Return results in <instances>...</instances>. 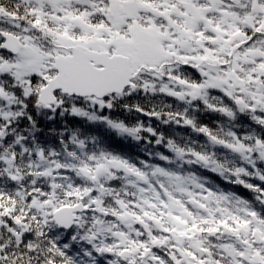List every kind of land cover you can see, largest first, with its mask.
<instances>
[{
    "label": "snow or ice",
    "instance_id": "snow-or-ice-1",
    "mask_svg": "<svg viewBox=\"0 0 264 264\" xmlns=\"http://www.w3.org/2000/svg\"><path fill=\"white\" fill-rule=\"evenodd\" d=\"M0 264H264V0H0Z\"/></svg>",
    "mask_w": 264,
    "mask_h": 264
},
{
    "label": "trees",
    "instance_id": "trees-1",
    "mask_svg": "<svg viewBox=\"0 0 264 264\" xmlns=\"http://www.w3.org/2000/svg\"><path fill=\"white\" fill-rule=\"evenodd\" d=\"M117 115L121 119L127 118V120L129 122H133V123L137 120L143 121L145 124H147L149 122L148 117L143 116L141 114H137V113L129 114V113L118 112ZM201 119L203 120V122L209 123V124H211L212 120H213V118L211 116H202ZM152 123L154 126L157 124V122L154 119L152 120ZM177 131L181 135H184L186 133L190 134V130L178 129ZM120 145L121 146H120L119 150L126 152L129 155H132V156L142 155L141 149H140L141 145H138L137 142H135V141L125 140V141L120 142ZM210 176H212V175L210 174ZM220 183L224 188L227 187V184H225L224 182H220Z\"/></svg>",
    "mask_w": 264,
    "mask_h": 264
},
{
    "label": "rangeland",
    "instance_id": "rangeland-1",
    "mask_svg": "<svg viewBox=\"0 0 264 264\" xmlns=\"http://www.w3.org/2000/svg\"><path fill=\"white\" fill-rule=\"evenodd\" d=\"M219 181H216V183H218ZM234 191H240V187H237L236 190Z\"/></svg>",
    "mask_w": 264,
    "mask_h": 264
}]
</instances>
